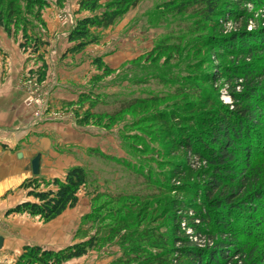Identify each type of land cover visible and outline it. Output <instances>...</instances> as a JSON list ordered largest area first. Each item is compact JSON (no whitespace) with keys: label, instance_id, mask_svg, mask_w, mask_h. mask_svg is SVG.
<instances>
[{"label":"rangeland","instance_id":"obj_1","mask_svg":"<svg viewBox=\"0 0 264 264\" xmlns=\"http://www.w3.org/2000/svg\"><path fill=\"white\" fill-rule=\"evenodd\" d=\"M10 1L0 0V10L10 11ZM28 1L32 0H14L13 9L18 14L9 29L15 43L0 27L4 36L0 40L5 42L0 50V152L4 151L2 144L10 147L16 143L5 159H15L18 152L29 155L33 150L31 157H40L43 163L44 154L33 135H42L37 134L38 127L51 120L37 115L39 106L26 103L37 82L38 94L48 101V113H53L48 117L72 116L67 122L57 119L68 124L75 138L72 143L60 144L59 152L76 157L88 172L77 205L52 221L39 218L41 230L27 226L28 234H43L39 243L53 250L97 236L96 246L86 255L63 264H196L176 245L178 234L203 248L207 258L226 234H198L194 224L210 227L182 203L194 201L195 194L203 199L213 173H226L227 169L215 170L197 156H186V146H177L176 141L179 137L187 140L181 136L185 130L209 139L206 126L220 115L212 102H224L232 93L244 90L246 81L240 79L239 72H246V68L264 72L263 51L253 55L215 51L216 40L221 42L222 37L232 39L237 33L258 37L264 26V4L212 0L218 10H237L238 14L230 17L218 12L213 16L219 20L212 23L202 13L211 0H140L108 28H91L98 43L69 53L67 48L74 44L69 34L77 21L99 13L112 0H99L93 12L81 5L86 0H40L46 5ZM52 25L62 27V31H55ZM35 40L40 41L37 51ZM18 41L24 47L16 45ZM29 80L35 81L33 85ZM59 86L65 93L76 94V99L59 100L52 94ZM242 106L237 104L234 109ZM44 133L51 137L49 131ZM251 133L256 144L253 159L239 153L237 160L230 162L236 170L235 179L234 183L228 179L223 191L247 181V177H258V172L264 176V127ZM181 160L191 168L179 175L170 169ZM29 165L30 175L20 185L30 180L40 190L52 188L51 170L44 172L39 166L34 172ZM9 185L0 204L15 205L20 194L26 198L25 188L19 185L14 190V184ZM180 185L193 191L179 190ZM215 195L222 196L221 191ZM252 217L263 224H253L251 236L240 238L246 254L235 257L233 264H247V251L254 257L264 252V203L253 210ZM250 220L249 212L243 218L245 227ZM30 223L38 224L35 219ZM24 246L1 256L0 264H16Z\"/></svg>","mask_w":264,"mask_h":264},{"label":"trees","instance_id":"obj_2","mask_svg":"<svg viewBox=\"0 0 264 264\" xmlns=\"http://www.w3.org/2000/svg\"><path fill=\"white\" fill-rule=\"evenodd\" d=\"M244 1L251 2L254 6L264 4V0ZM28 2H35V5L42 2V4L46 5L45 2L40 0ZM98 2L99 0H86L81 2V5L93 12L96 11ZM139 2L140 0H112L99 13L80 18L76 27L69 34V41L74 42V44L67 48V52L78 53L87 46L98 43V38L93 37L91 28H108ZM13 5L14 0H11L7 7V10L10 8V11L5 13L3 9L0 10V27L9 36L12 35L9 25L13 23L14 17L18 14L13 9ZM218 9V4L215 1H207L202 8L203 16L205 18L209 17L212 23H217L219 18L216 19L214 18L216 16L213 15H218L216 13L224 11ZM230 11L233 12L228 10L227 12H222L221 15L227 14V16L232 17L237 13V10ZM260 30L262 33L258 37L253 34L250 37L249 33L234 34L232 39L222 37L223 40L221 42L216 40L218 46L215 51L226 49L230 53H238L239 51L248 55H253L259 50L264 52V26L260 27ZM248 34L249 36H247ZM19 45L24 47L22 43ZM34 45H36L34 49L37 51L40 41L35 40ZM99 62L104 67H107L104 62L100 60ZM238 70L235 68V71ZM246 70V72H239L240 79L246 81L244 90L232 93L230 95L231 103H225L217 99L212 102L215 103L220 115L215 120L208 118V121L212 120L213 122V124H207L206 126L209 129V139H206L203 135H197L185 130L181 136H186L187 140L183 141V137H179L176 141L177 146H186L189 151L185 153L186 156H197L200 160L206 161L213 166L215 170L220 168L227 169L226 173H213L214 179L211 180V184L206 188L203 199L196 197L195 194L194 201L190 202L188 200L182 203V207L186 210H193V216L198 218L203 225L210 227L209 229H204L198 224H194L193 228L198 231V234L212 235V237L214 232L226 234L219 240L216 249L206 255L207 258H205V250L203 248L195 246L188 236L177 233L178 235H175L177 239L176 245L181 247L179 249L182 253L194 259L196 264H233L235 257L239 259L246 254H244L245 242L240 238L246 234L247 239L251 236L253 232L249 231V229L253 224H263L260 220L252 217L253 210L258 209L264 203L262 202L264 199V176L260 172L257 173L258 177L252 179L247 177V181L244 180L243 183L240 181L230 187L229 190L223 191L224 185L227 186L226 181L231 179V183H234L233 180L235 179L233 175L236 170L230 165V162L237 160L239 153H245L247 158L253 159L252 156L253 151L256 149V144L255 140L251 141L253 139L251 131L255 128L264 127V120H262L264 119V72H252L250 68H246ZM237 104H244V106L234 109ZM261 136L264 138V134H261ZM2 147L5 150L14 149L7 144H2ZM189 168L191 166L188 165V162L181 160L179 164H173L170 170L182 175ZM87 181L88 172L83 165L79 164L71 166L63 178L54 177L50 182L52 188L49 189L40 190L39 186L27 180L22 187L27 191V198L33 199H26L17 203L15 206L10 207L6 214L27 213L31 216L40 217L44 222L52 221L62 215L68 208H73L77 205L79 201L78 192ZM177 188L179 190L184 189V191H193V188L185 189L181 185ZM217 190L221 191L222 196L215 195ZM199 200L200 202H197ZM249 212L251 220L245 227L243 218L245 215L248 216ZM239 225L245 230H242ZM97 240V236H92L58 250L48 249L38 244H27L23 247L16 264H63L70 259L86 255L90 249L96 246ZM248 245L247 241V247ZM158 252L161 253V251ZM259 257L262 259L261 261ZM124 261L121 260V262ZM246 261L247 264H264V252L261 251L260 254L257 253L254 257V254L250 255L247 251Z\"/></svg>","mask_w":264,"mask_h":264},{"label":"crops","instance_id":"obj_3","mask_svg":"<svg viewBox=\"0 0 264 264\" xmlns=\"http://www.w3.org/2000/svg\"><path fill=\"white\" fill-rule=\"evenodd\" d=\"M51 27H53L55 31H59V32L62 31V27H59L57 25H52ZM4 34L5 33H3V35ZM2 37L4 38V36L0 35V39ZM5 37L9 40H12L13 43H15L14 38L12 36L10 37L7 33ZM4 44L5 42L0 40L1 48L5 46ZM16 45H19V41ZM44 83L45 81H42L43 85ZM60 89L61 87L59 86L55 88L54 92L52 91V94L56 95L59 98V100L65 99L64 101H72L76 99L75 98L76 94L65 93L61 91ZM46 112L47 113H44L45 117L43 116L42 118L50 119L51 122L44 123L40 125V127H38L37 134H42V135H33V139H34L33 141L38 147H40L42 154H44L42 156L43 163L39 161L40 157L37 158L38 159L37 169L40 166L41 167L40 169L44 172H46V170H51V173H48V174L51 176L54 175L53 177H56V175L59 176L61 174L65 176L66 171L71 166L75 164H80L77 161L76 157L66 154L65 152H62V153L59 152L60 144L62 143L69 144V143H72L71 141L75 140L73 136L74 134H71V132H69L70 129L68 128L69 127L68 124L65 125L61 122H58L60 120H57V119H60V118H54L52 116L48 117L47 115H53V113L52 114L50 112L48 113L47 109H46ZM63 121L67 122L65 120ZM44 131H49V134H51V137H48L44 133ZM12 141H14V138L12 139ZM9 145H10V148H12L14 147V145H16V143L9 144ZM8 150H11V149H6V150L4 149V151L0 152V201L9 192L8 191L6 193V191L10 189L9 183L14 184V185H11V187L14 188L15 190L16 187L19 186L20 183L30 175V173L28 172V163L30 164L29 166H32V161H33L32 159L35 158L34 157L35 155L31 157V154L33 153V150H31V154L29 155H25L24 153V156H23L22 152H18L16 154L15 159L11 157L9 159H5L6 155L11 153ZM48 153L49 155H51L50 159L48 157ZM31 169L32 167L30 168V170ZM55 169H57L59 172L55 173L54 172L56 171ZM21 187L22 186L20 185V188ZM26 199L32 200L31 198H27V192H26V198L20 194L18 203ZM15 205L12 204L11 206H6L5 203L0 204V257L6 256L8 254H13V252L17 251L21 245L24 246V245L31 244V243H35V244L38 243L39 245L40 244L39 242L43 240L42 239L43 234L40 233V234L30 235L28 234L26 230L27 226L33 227L35 230H39L40 229L39 225L43 226V224L39 221L40 217L38 216L33 217L27 213L26 214H11V215L5 214L6 213L5 211L7 210V208L9 209L10 207H13ZM34 219L37 220L38 224L30 223Z\"/></svg>","mask_w":264,"mask_h":264},{"label":"built area","instance_id":"obj_4","mask_svg":"<svg viewBox=\"0 0 264 264\" xmlns=\"http://www.w3.org/2000/svg\"><path fill=\"white\" fill-rule=\"evenodd\" d=\"M30 83L32 84L33 80H29ZM35 82V81H33ZM33 85V84H32ZM33 87H35V89H31L29 92V96L26 98V103L28 105H37L39 106V111H38V116H43L44 113L46 112V106L48 105V101L46 102L44 99L41 98L40 94H38L39 91V86L37 84V82H35V85H33ZM57 118H61L63 120L69 121L72 116L71 114L68 113V115H65L63 117H57Z\"/></svg>","mask_w":264,"mask_h":264},{"label":"water","instance_id":"obj_5","mask_svg":"<svg viewBox=\"0 0 264 264\" xmlns=\"http://www.w3.org/2000/svg\"><path fill=\"white\" fill-rule=\"evenodd\" d=\"M32 167H33L34 172H37V167H38V159L37 158L33 159Z\"/></svg>","mask_w":264,"mask_h":264},{"label":"bare ground","instance_id":"obj_6","mask_svg":"<svg viewBox=\"0 0 264 264\" xmlns=\"http://www.w3.org/2000/svg\"><path fill=\"white\" fill-rule=\"evenodd\" d=\"M224 102H225V103H228V102H232V100H231L229 97H226V98L224 99Z\"/></svg>","mask_w":264,"mask_h":264}]
</instances>
